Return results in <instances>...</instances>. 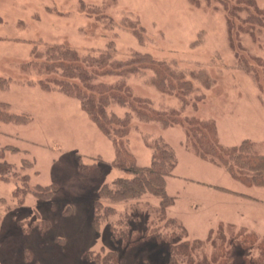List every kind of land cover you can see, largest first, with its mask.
Here are the masks:
<instances>
[{
  "label": "rangeland",
  "instance_id": "374dc122",
  "mask_svg": "<svg viewBox=\"0 0 264 264\" xmlns=\"http://www.w3.org/2000/svg\"><path fill=\"white\" fill-rule=\"evenodd\" d=\"M256 2L264 8V0ZM229 14L219 0H0V102L29 117L25 123L0 120V161L19 173L0 178V264H96L95 255L110 251L122 264H170L172 257L178 264H197L214 254L218 231L224 233L229 264L260 255L257 245L244 248L236 235L254 232L264 239V186L240 183L187 142V118L198 117L215 123L223 146L250 140L264 154V93L241 66L242 56L251 62L264 58V25L245 33L243 13L231 30ZM51 45L94 55L111 48L118 59L148 53L183 70L208 73L212 84L195 82L185 107L176 94L152 84L151 72L125 78L133 95L148 98L155 109L180 111L181 121L171 126L139 119L127 106L110 109L121 117L131 114L126 146L138 165L151 164L149 144L156 140L173 149L176 167L166 190L174 201L165 210L162 199L150 193L128 201L99 195L104 185L132 175L115 166L113 141L77 98L42 87L51 75L33 50ZM120 79L105 75L98 81ZM83 165L92 170L84 173ZM23 175L32 187L55 185L54 196L16 195ZM97 202L115 210L98 227L95 215L104 209L98 212ZM185 241L201 245L171 249Z\"/></svg>",
  "mask_w": 264,
  "mask_h": 264
},
{
  "label": "trees",
  "instance_id": "16d2710c",
  "mask_svg": "<svg viewBox=\"0 0 264 264\" xmlns=\"http://www.w3.org/2000/svg\"><path fill=\"white\" fill-rule=\"evenodd\" d=\"M229 9V26L234 27L233 19L244 14V22L240 29L247 34H253L255 26L264 25V8L257 6L256 0H238L232 6V0H219ZM231 3V4H230ZM238 15V16H237ZM115 25L109 20V25ZM35 58L42 59L41 67L49 75L41 81L46 90H58L79 100L83 111L98 126L100 131L111 139L115 145V166L122 171L130 173L131 177H122L115 180L113 185H104L99 192L102 198L112 201H128L138 199L146 193L153 194L162 199V209L173 203V198L167 194V177L171 176L176 167V156L173 149L162 140H156L149 144L152 148V161L149 166L138 165L136 158L126 146L130 132L131 114L124 117L118 116L110 109L113 105L127 106L139 119L157 121L164 127L171 126L181 121L180 111L171 109L168 111L157 110L148 98L133 95L125 78L130 75H147L151 72L150 81L161 92L176 94L182 101V106L189 104V96L196 91L195 82L208 88L212 79L205 70L189 71L179 68L175 61H160L148 53H133L127 59H118L111 48L99 52L97 55L81 53L78 50L62 45H51L44 51L37 47L33 50ZM241 66L251 71L253 78L258 81L261 91L264 93V58H253L252 62L241 57ZM105 75L118 76L121 79L116 83L98 81ZM205 98L197 95V100ZM0 120L14 123H25L29 120L26 115L11 113L8 104L0 102ZM187 142L201 158L209 159L214 163L224 166L230 175L246 186H264V154L257 153L250 140H244L239 145L223 146L218 137L216 125L211 120L198 117L187 118ZM11 150H14L12 148ZM4 150H0V157ZM83 172L88 173L92 169L83 165ZM13 176H19L15 165L0 161V178L10 180ZM23 187H19L15 194L25 195L28 192L40 199H50L54 196L55 185L34 187L29 185V176L21 177ZM102 214L95 215V225L98 227L100 220L114 213L113 207H104L100 202L96 203V210H103ZM237 243L247 248L257 245L260 255L247 260V264H264V239H260L254 232H239ZM200 242L185 241L171 246L172 250L192 251ZM214 254L203 258L197 264H229L230 251L225 243L224 233L218 231L213 240ZM96 264H122L115 251L94 256ZM170 264H178V260L172 257Z\"/></svg>",
  "mask_w": 264,
  "mask_h": 264
}]
</instances>
